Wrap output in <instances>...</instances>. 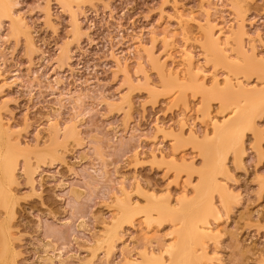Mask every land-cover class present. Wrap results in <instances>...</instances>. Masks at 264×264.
I'll return each mask as SVG.
<instances>
[{
    "label": "snow or ice",
    "instance_id": "1",
    "mask_svg": "<svg viewBox=\"0 0 264 264\" xmlns=\"http://www.w3.org/2000/svg\"><path fill=\"white\" fill-rule=\"evenodd\" d=\"M6 7L12 11H0V37L15 43L17 36L9 34L23 36L28 5L17 0L4 5L0 0V8ZM189 11L192 15L182 14ZM158 14L156 25L161 33L153 34L147 47L141 48L139 59L123 72L122 79L128 83L117 91L127 88L164 98L162 115L172 123L166 121L161 127L157 122L152 139L158 147H153L150 155L146 153L145 161L159 168L163 179L143 181V187L134 182L131 190L117 184L112 193L114 219L110 224L97 223V230L103 228L113 242L131 244L144 257L131 262L112 259L109 264H237L231 259L218 262L215 254L228 248V255L237 243V225L226 221L230 213L243 212L245 196L251 195L245 184L259 189L264 204V0H259L258 8L252 0H217L215 4L164 0ZM61 123L67 132L69 125ZM33 130L39 138V129L33 125ZM77 131L80 137H87L82 147L88 149L94 129L89 130L85 123ZM13 142L17 143L15 138ZM94 142L97 151L107 149L109 157L117 151L104 140ZM43 143L37 139L34 150L19 142L17 148L23 154L10 153L0 162V191L6 194L0 216L14 217L19 204L29 199L24 189H33V169L38 160L48 158V152L39 148ZM127 151L131 154L132 149ZM58 152L63 153L62 145ZM57 199L63 213L76 211L63 195ZM56 215L61 219H50L49 231L63 236L65 233L58 232L65 226L63 215ZM237 224L243 227L239 221ZM130 230L135 234L128 235ZM12 231L19 239L30 229L20 233L9 224L5 235ZM104 243L99 241L102 251ZM17 247L15 241H6L0 255L15 256ZM0 264L25 262L0 259ZM254 264H264V257Z\"/></svg>",
    "mask_w": 264,
    "mask_h": 264
},
{
    "label": "rangeland",
    "instance_id": "2",
    "mask_svg": "<svg viewBox=\"0 0 264 264\" xmlns=\"http://www.w3.org/2000/svg\"><path fill=\"white\" fill-rule=\"evenodd\" d=\"M17 2L28 5V23L23 36L9 34L17 36L15 43L0 37V147L9 152L7 159L10 153L23 154L17 143L35 150L39 139L44 142L39 148L48 152V158L37 161L33 189H24L29 199L19 204L15 216H0V249L6 241L19 244L17 255H0V259L23 260L25 264H109L112 259H143L131 244L107 241L103 228L97 230V223L110 224L114 219L112 193L117 184L131 190L134 182L143 187V181L163 179L161 170L145 161L146 153L150 155L153 147H158L152 139L157 122L161 127L166 121L172 123L162 115L164 98L117 89L128 83L122 79L123 72L139 59L141 48L147 47L153 34L161 33L156 19L164 0ZM201 2L215 4L217 0ZM252 2L259 7V0ZM164 11L172 14L167 8ZM182 14L192 15L190 11ZM61 122L69 125L67 132ZM85 123L95 131L88 149L82 147L87 137H80L77 131ZM33 125L40 131L39 138ZM96 139L117 149L113 153L115 164L107 149L97 151ZM61 145L63 153L58 152ZM245 189L251 195L245 196L243 212L230 213L226 221L237 225V243L228 255V248L216 252L218 262L231 259L237 264H254L264 257V204L260 203L258 188L245 184ZM171 191L179 194L175 188ZM60 195L76 208L75 212L63 213L57 199ZM5 202L6 195L0 197V205ZM57 212L63 215L65 226L58 230L65 233L63 236L49 231L50 219H61ZM9 224L20 233L30 231L19 239L16 231L6 236ZM134 234V230L128 232ZM101 240L105 241L103 251ZM151 253L149 245L148 255Z\"/></svg>",
    "mask_w": 264,
    "mask_h": 264
},
{
    "label": "bare ground",
    "instance_id": "3",
    "mask_svg": "<svg viewBox=\"0 0 264 264\" xmlns=\"http://www.w3.org/2000/svg\"><path fill=\"white\" fill-rule=\"evenodd\" d=\"M3 4L4 5H11L12 4V1L11 0H3ZM10 7H6V8H0V11H7V12H9L10 11ZM0 124H3V123H1V121H0ZM3 131V130H2ZM1 131V129H0V142H1V135H2V132ZM5 151H3L2 150V148L0 147V156H1V162H3L4 160H6V157H5V155L7 154V153H9L8 151L5 153ZM8 155V154H7ZM6 155V156H7ZM6 194L5 193H3L2 191H0V197H4ZM177 227H179V226H177ZM109 231H111V229H109ZM107 241H109L110 243L112 242V243H115V242H113V237L112 236H109V235H107ZM110 243H109V245H110ZM113 246V245H112ZM150 256V255H149Z\"/></svg>",
    "mask_w": 264,
    "mask_h": 264
}]
</instances>
